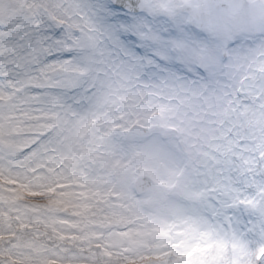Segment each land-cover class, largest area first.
<instances>
[{
    "label": "snow or ice",
    "instance_id": "6c2138e0",
    "mask_svg": "<svg viewBox=\"0 0 264 264\" xmlns=\"http://www.w3.org/2000/svg\"><path fill=\"white\" fill-rule=\"evenodd\" d=\"M0 264H264V0H0Z\"/></svg>",
    "mask_w": 264,
    "mask_h": 264
}]
</instances>
